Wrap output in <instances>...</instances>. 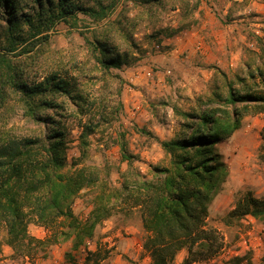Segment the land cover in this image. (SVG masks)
Here are the masks:
<instances>
[{"label": "rangeland", "instance_id": "374dc122", "mask_svg": "<svg viewBox=\"0 0 264 264\" xmlns=\"http://www.w3.org/2000/svg\"><path fill=\"white\" fill-rule=\"evenodd\" d=\"M19 1L24 13L31 11L30 0ZM94 1L79 3L89 7L95 6ZM23 28L26 34L27 25ZM170 29L178 31L165 37ZM102 31L128 53L127 64L106 70L97 63L92 42L94 34L102 38ZM48 36L27 55L14 56L21 48L18 44L9 56L28 83L44 82L56 74L87 100L77 110L70 99L50 96L62 107L39 110L40 116L53 118L66 133V161L58 172L88 166L104 181L101 189L117 195L122 173L150 178V166L168 164L159 141L180 135L183 112L198 110L213 91L225 92L222 74L239 88L238 77L250 81L248 64L252 70L263 67L264 57H259L264 56V0H160L158 4L119 0L101 21L78 12L76 21L58 22ZM6 46L5 23L0 19V50ZM42 126L26 115L19 96L0 83V143L37 136ZM86 126L92 129L82 151L80 133ZM263 126L264 112L247 114L240 127L217 144L228 175L209 204L206 225L218 230L221 247L191 264H224L236 256L264 264L262 224L250 215L225 221L243 193L264 195V159L258 151ZM121 144L136 157L131 166L121 158ZM99 188H84L74 197L71 209L80 221L88 217ZM141 213L131 201L116 198L110 217L77 249L71 240L45 242L25 256L5 243L6 230L1 226L0 264H150L151 256L142 247L147 232ZM58 222L61 228L63 219ZM27 230L40 240L51 231L35 219L29 220ZM186 253L179 251L174 263L181 264Z\"/></svg>", "mask_w": 264, "mask_h": 264}, {"label": "trees", "instance_id": "16d2710c", "mask_svg": "<svg viewBox=\"0 0 264 264\" xmlns=\"http://www.w3.org/2000/svg\"><path fill=\"white\" fill-rule=\"evenodd\" d=\"M30 1L31 11L24 13L19 0H0V19L5 23L8 41V46L0 50V83L2 88L11 89L19 96L30 119L43 125L37 136L0 143V227L6 230L5 243L24 256L45 242L71 240L72 248L77 249L85 239L92 238L99 223L110 217L113 200L118 198L142 209V228L147 232L142 247L151 256L150 264H175V257L182 249L187 253L181 264L214 255L221 247V238L217 229L206 225V218L211 200L222 189L228 175L217 144L240 127L245 115L264 112V65L252 70L248 64L250 81L238 77L239 88L222 74L225 92L213 91L205 103H199L198 110L183 112L185 121L180 135L159 141L168 154V164L150 166V178L132 173L125 177L122 173L124 179L117 196L101 189L104 181L88 166L70 173L58 172L66 161V133L53 118H43L39 113L42 107H62V102L50 96L70 99L77 110L84 108L86 98L75 92L70 81L56 74L44 82L28 83L9 53L16 51L19 44L21 48L14 56L27 55L37 43L48 40V31L58 22L76 21L78 12L99 22L115 9L119 0L105 3L95 0V6L89 7L79 0ZM119 22L118 18L115 24ZM25 25L28 34H24ZM178 30L170 29L165 37ZM93 37V57L103 69L120 68L129 62L128 53L121 52L107 32H101L102 38L96 34ZM91 129L86 126L80 133L82 151ZM260 135L258 151L264 159V126ZM120 151L121 158L131 166L136 157L123 144ZM94 186L100 187V193L94 197L88 217L80 221L73 214L71 203L82 189ZM246 215L264 227V195L256 197L246 191L236 199L225 221L230 223ZM59 218L64 221L61 228ZM30 219L51 229L46 241L28 234ZM224 264L252 262L236 256Z\"/></svg>", "mask_w": 264, "mask_h": 264}, {"label": "built area", "instance_id": "2783aa9c", "mask_svg": "<svg viewBox=\"0 0 264 264\" xmlns=\"http://www.w3.org/2000/svg\"><path fill=\"white\" fill-rule=\"evenodd\" d=\"M156 47H159V45H156Z\"/></svg>", "mask_w": 264, "mask_h": 264}]
</instances>
